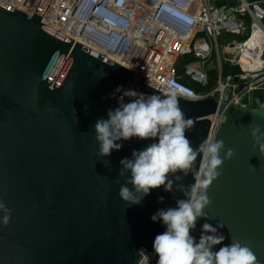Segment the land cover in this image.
Masks as SVG:
<instances>
[{
  "label": "water",
  "instance_id": "obj_1",
  "mask_svg": "<svg viewBox=\"0 0 264 264\" xmlns=\"http://www.w3.org/2000/svg\"><path fill=\"white\" fill-rule=\"evenodd\" d=\"M41 18L0 0V201L11 209L7 226L0 210V264H139L138 250L154 252L156 235L166 230L152 215L185 197L162 186L140 204L123 201L120 161L154 141H117L120 150L101 156L94 125L119 106L123 91L156 90L148 78ZM180 107L193 120L195 130L186 135L194 148L205 139L223 140L221 157L228 148L236 151L208 189L211 219L200 218L197 226L202 232L210 223L225 237L213 251L238 240L264 264V154L249 129L259 124L264 131V108L214 96L180 98ZM214 115L223 119L212 131ZM181 182L191 185L194 176Z\"/></svg>",
  "mask_w": 264,
  "mask_h": 264
},
{
  "label": "built area",
  "instance_id": "obj_2",
  "mask_svg": "<svg viewBox=\"0 0 264 264\" xmlns=\"http://www.w3.org/2000/svg\"><path fill=\"white\" fill-rule=\"evenodd\" d=\"M1 1L29 15H40L47 26L164 88L183 90L187 99L214 96L220 101L252 107L250 92L264 84V40L253 48L248 61L234 51L244 46L255 31L264 33V0L222 4L215 0ZM226 34L234 38L220 44ZM215 50L217 84L208 91L197 92L182 81L184 74L196 78L203 87L208 85V64ZM180 64L183 73L178 71ZM226 65H239L240 71L224 75ZM222 119L218 115L211 117L212 131ZM191 234L199 240V227ZM143 250L145 255L139 264H153L155 252Z\"/></svg>",
  "mask_w": 264,
  "mask_h": 264
},
{
  "label": "clouds",
  "instance_id": "obj_3",
  "mask_svg": "<svg viewBox=\"0 0 264 264\" xmlns=\"http://www.w3.org/2000/svg\"><path fill=\"white\" fill-rule=\"evenodd\" d=\"M149 87L156 90L151 95L131 89L123 91L118 100L119 106L108 110L107 119H98L94 130L99 154L105 157L123 147L117 141L132 138L154 141L142 150H133L131 158L125 157L120 161L119 176L125 178L119 189L123 201L129 205L140 204L153 189L162 186L166 192L175 189L184 194L185 198L178 199L176 207L160 209L151 217L166 226L164 232L156 235L153 243L154 252L158 255L157 264H260L254 251L238 240L213 251V247L222 244L225 237L210 223L203 224L198 242L191 234L198 219H211L205 212V208L213 203L208 189L222 175L224 161L231 160L236 151L228 148L221 157L225 149L223 140L213 142L205 139L194 148L186 135L195 130L193 120L186 118L180 107V98H188L183 90L158 88L150 78ZM125 97L132 99L125 102ZM249 129L253 146L258 145L260 153L264 154L262 126L249 125ZM190 174L195 182L191 185L182 183L183 178ZM116 182L120 183L119 180ZM129 184L133 186L131 189ZM158 199L163 202L165 197ZM0 210L5 213L2 223L7 226L11 209L0 201ZM223 227L220 222L219 228ZM138 254L140 261L145 251L140 249Z\"/></svg>",
  "mask_w": 264,
  "mask_h": 264
},
{
  "label": "trees",
  "instance_id": "obj_4",
  "mask_svg": "<svg viewBox=\"0 0 264 264\" xmlns=\"http://www.w3.org/2000/svg\"><path fill=\"white\" fill-rule=\"evenodd\" d=\"M178 71L179 73H183V68L182 65L180 64L178 66ZM240 71V66L239 65H230V66H225L224 69V75L229 74L230 72H239ZM211 77L212 79L209 81L208 85L206 86H201L200 83H197L195 81L192 80H187V79H182L183 82L187 83L188 85H190L192 88H194L197 92H203V91H208L210 89H212L215 86L216 83V72L214 69L211 70Z\"/></svg>",
  "mask_w": 264,
  "mask_h": 264
},
{
  "label": "bare ground",
  "instance_id": "obj_5",
  "mask_svg": "<svg viewBox=\"0 0 264 264\" xmlns=\"http://www.w3.org/2000/svg\"><path fill=\"white\" fill-rule=\"evenodd\" d=\"M264 40V33L262 31H255L252 37L245 43L244 46L240 48H235V52H238L237 56L241 57L243 60L248 61L250 59L254 52L253 48L263 42ZM259 60H256L254 62H258Z\"/></svg>",
  "mask_w": 264,
  "mask_h": 264
},
{
  "label": "crops",
  "instance_id": "obj_6",
  "mask_svg": "<svg viewBox=\"0 0 264 264\" xmlns=\"http://www.w3.org/2000/svg\"><path fill=\"white\" fill-rule=\"evenodd\" d=\"M217 3H228V2H237L238 0H215ZM231 35H224L220 40H231ZM220 44H224L225 42L222 41ZM250 98L252 99V107H258V108H264V84L261 85L260 87H257L253 91L250 92L249 94Z\"/></svg>",
  "mask_w": 264,
  "mask_h": 264
},
{
  "label": "rangeland",
  "instance_id": "obj_7",
  "mask_svg": "<svg viewBox=\"0 0 264 264\" xmlns=\"http://www.w3.org/2000/svg\"><path fill=\"white\" fill-rule=\"evenodd\" d=\"M231 39H233L234 37L233 36H231L230 37ZM222 41H226V40H220V42L222 43ZM222 61H223V63H224V59H222ZM194 63V62H193ZM227 66H230V65H227ZM208 67L209 68H211V70L212 69H214L215 70V72H216V82H217V79H218V76H217V74H218V53H217V50H215V54H214V57H213V60H212V62L211 63H209L208 64ZM224 69H225V66H224ZM223 69V70H224ZM224 72V71H223ZM184 79H187V80H192V81H195V82H197V83H200L196 78H192V77H190L189 75H187V74H184V77H183ZM212 79V77L210 76V80ZM201 84V83H200ZM216 84L217 83H215V86H216ZM202 86V85H201Z\"/></svg>",
  "mask_w": 264,
  "mask_h": 264
}]
</instances>
